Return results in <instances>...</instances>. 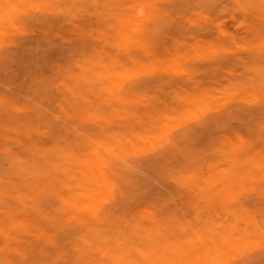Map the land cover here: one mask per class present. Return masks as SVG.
Listing matches in <instances>:
<instances>
[{
    "label": "rangeland",
    "instance_id": "374dc122",
    "mask_svg": "<svg viewBox=\"0 0 264 264\" xmlns=\"http://www.w3.org/2000/svg\"><path fill=\"white\" fill-rule=\"evenodd\" d=\"M98 1L54 12L40 2L0 37V183L39 178L50 193L21 216L36 215V228L53 235L0 233V262L7 254L21 264H64L61 255L86 248L91 237L69 219L80 211L64 197L79 199L67 190L79 181L73 156L102 153L114 158L126 191L111 204L116 221L163 213L165 248L182 253L208 221L226 219L252 235L232 249L230 264H264V3ZM95 63L119 70L86 79ZM49 215L56 219L42 220ZM3 216L0 224L13 223Z\"/></svg>",
    "mask_w": 264,
    "mask_h": 264
},
{
    "label": "bare ground",
    "instance_id": "6f19581e",
    "mask_svg": "<svg viewBox=\"0 0 264 264\" xmlns=\"http://www.w3.org/2000/svg\"><path fill=\"white\" fill-rule=\"evenodd\" d=\"M88 1L89 0H0V37H1V35L4 34V32H7L8 31V30L6 31V29H8L10 27H13L16 22L17 23L19 22V20L22 18V15L25 14V13H27V9L28 8H30V7L33 8V5H38V4H40V2H43L42 4L46 8H51V11L50 12H52L53 11L52 8L53 9L60 10L62 8H65V7L67 8L68 7V9H70V7L68 5L69 3H71L73 5H75V4L76 5L77 4H79V5L80 4H83L81 6V8L82 7L84 8L85 3L88 2ZM93 1L95 3V1H98V0H91V1H89V3L90 2H93ZM100 1H102V0H100ZM100 1H98V4L100 3ZM103 1L105 2V0H103ZM108 1H106L105 3H107ZM147 1H149V0H147ZM104 2H102L100 4L105 6ZM135 2H136V0H135ZM111 3H113V2L110 1V3H108L107 6L112 5ZM262 3H264L263 0H262ZM88 4H87V6H88ZM100 4L98 5V7L101 6ZM115 4H116V2H115ZM76 5L74 7H76ZM256 5L257 4L253 5V8ZM259 5H261V4L259 3ZM71 7H73V6L71 5ZM110 8H108V9H110ZM94 9H96V7ZM140 9H139V12L141 11ZM45 10L43 12L44 13H48V12H45ZM116 10H119V9L116 8ZM50 12H49V14H50ZM126 13H125V16H126ZM141 13H143V12H141ZM114 14H115V12H114ZM123 14H124V12H123ZM132 15H131V17H132ZM141 15L138 14V17H140ZM114 17H116V16H114ZM142 17H145V15L142 16ZM126 18L127 17H124L123 18V21ZM133 19L135 20L134 17H133ZM139 20H141V19L139 18ZM136 22H138L137 26H136V24H134L132 22L134 24V26H133L134 29L137 28L138 25L141 24V22L139 24V21H137V20H136ZM126 23H127V21H126ZM119 24H120V22H119ZM123 24H124V22H123ZM120 28L123 29L122 27H120ZM126 28H129V27H126ZM139 30H140V28H139ZM130 31H132V30H130ZM110 33H112V32L110 31ZM5 34H7V33H5ZM121 34H123V33H121ZM124 34H127V33H124ZM99 35H100V33H99ZM132 36H134V34ZM101 37L102 36H100V38ZM130 37H131V35H130ZM130 37H129V39H130ZM98 38L99 37H97V39ZM124 38H125V36L122 39H124ZM131 39H132V37H131ZM108 40H109V38H108ZM136 40L137 39L133 40V42L136 41ZM117 41H119V39H117ZM127 41H130V40H128V38H127ZM95 42H96V40H95ZM133 42H130V43H132V45H133ZM138 42H139V40H138ZM93 43H94V41H93ZM125 43L126 42H124V44ZM97 44H99V43L97 42ZM115 44L117 45L116 42H115ZM121 44H122V42H121ZM127 45H128V42H127ZM93 47H94V45H93ZM119 66L122 67V64L119 65ZM100 67H101L100 64H97V63L93 64V66H91V68H90V65H89L86 68V70H85V73H84L85 75L84 74L83 75L85 76L86 79L87 78H91V77L93 78V76L96 77V78H99L101 75H104V76L107 75V74H108V76H110L109 74L114 75L116 73V71H117L116 68L118 66L116 68L115 67L114 68H111L108 65V68L110 67L111 69H108L106 66H105L106 68L105 67L100 68ZM103 68H105V70ZM117 69L119 70V67ZM9 109H10L9 111H11V107ZM13 110H15V109H13ZM17 110L21 111L20 109H17ZM16 115H18V114H16ZM29 118L31 119V117H29ZM97 118H98V116H97ZM23 126H25V125L23 124ZM101 154L97 153L96 155H94L92 157H88V158H81V157H74L73 156V158H74V160H73L74 165H72V163L69 162L71 164V167H72L71 168V171L73 170V173H74V179H75V181H77L76 180L77 177H78L79 181L75 182V184H73V186L71 184L70 185V189H67V190L69 191V193H70V191L72 193H75V194L77 193L79 195V199H71V197L68 198V199H67V197H64V198H65L66 203L69 205V207L72 210L74 208V209H76V210L78 209L80 211V213H78L77 216L73 217V220H72L71 216H70L69 219H71V221H77V224L80 225L78 227H82V230H84L83 236L85 238L86 237L87 238H90L91 237V239H89L90 240L89 244L87 246L85 245L86 246L85 249L84 248L81 249V247L78 246L77 249L75 250V252L73 254H68L67 256L61 255V260H62V262H64V264H230V261H231V257L230 256H232V251L234 250V248L237 247V245L239 243L241 244V242L245 241L247 238H248V240H250L249 237L252 236V235L248 236L250 234V232L246 233L244 231V230H247V228L245 229L243 227L244 228V230H243L242 227H241V224H239L240 225L239 226L236 222L229 228V225L227 224V220L226 219H225V221L222 220V222H221V220L219 221L218 220L219 218H217V220H214L212 222H215V224H218V225H215V224L214 225L213 224L210 225V221L211 220L208 221L207 222L208 223L207 224L208 226L206 227V229L209 232L205 228L201 227V229H204V231L206 230L207 233H205L206 231L204 232L203 230L200 232V230H201L200 229L198 231L199 232L198 233L199 234L198 235L199 238L196 239L195 241L191 242L189 248L185 249V251H183L181 253V252H178L179 249H181L178 246L175 247V246L170 245V247L165 248L166 243L164 242L165 241L164 240L165 239L164 238L165 233H164L163 217H162L163 213H161L160 216H158L159 213H157V211H156L157 215L155 213L154 214L153 213L150 214L147 211L148 216L146 215L147 216L146 217L147 219H146L145 222H142L141 220L139 221V220H136L135 219L133 221L132 220L131 221H127L126 220L127 223L123 224L124 223V220L123 219H122L123 221L121 220L123 223H121V221H119V222L116 221L114 219V217H113V215L115 214V209H113L114 207H112L111 204H113V203L116 204V202H118L119 199L125 200L122 197L125 196V192L126 191L121 186V183L119 182L122 179V178L120 179V176H122V175L115 168V166H116L115 163L116 162H114L115 160L113 161L114 158L112 159V156L104 157L105 155L102 156L103 154L102 155ZM67 161H70V159L67 158ZM128 166H129V164H128ZM119 169H120V167H119ZM8 180H10V178ZM17 180L19 181V179H17ZM37 180L39 181L40 179L39 178H28L25 181H23L22 185L20 183L21 180L19 181L18 184H17V181H16L15 185H10V184L7 185V182L9 183V181L6 182V185L0 183V222L2 221L1 218L4 217L3 215H6L8 217H10L12 215V221L11 222H13V223L5 226V224H8V223L7 222L4 223V221H3L4 224L3 223L0 224V233L1 234H3L4 232H5L4 234H7L6 231L9 232L11 230H14L16 232H18L19 230H21V233H22V231H23V233H25V235L27 233V237L28 238L29 237L30 238H34V239H42V238H45L46 240H51V238H52L53 235H51L50 233H48V231H44L42 233L39 231L40 230V227H39V224H40L39 223V221H40L39 219L40 218L37 219L36 218L37 217L36 215H32V216H34V218L29 219L30 220L29 221L27 219L26 220H23L24 218L22 216H24V215L21 216V212H27V210H28V212L31 209H35L37 211L38 210V206H39L37 197H40L45 192L49 191V190L44 189L43 186L42 187L38 186V183L35 182ZM33 182H35L37 184V186H34V187L31 186L33 184ZM121 182L124 183V181H121ZM49 193H50V191H49ZM62 195L65 196L64 193ZM14 206H18V207L17 208H14ZM112 209L114 211H112ZM111 213H114V214L111 215ZM14 214H18L20 217H22V218H18V219H21V220H18L16 218V215L13 216ZM31 214H29V216ZM43 215H45V214H43ZM14 217L16 219H13ZM39 217H41V216H39ZM4 218H6V217H4ZM9 219L10 218H8L6 220H9ZM43 219L44 220L46 219V221H48V220H54L56 218L55 217H50V215H49V218L47 216V218H42V220ZM204 223H206V222H204ZM204 223H202V226L203 225H206ZM37 225L39 227V230L36 228ZM200 225H201V223H200ZM75 229H77L76 226H75ZM1 234H0V236H1ZM21 237H20V239H21ZM16 238H18V237H16ZM250 238H252V237H250ZM17 240L19 241V238ZM37 241H39V240H37ZM42 241H43V239H42ZM41 242H40V244H41ZM14 243H15V239H14ZM29 244L31 245V243H29ZM43 244H45V243H43ZM51 244H56V243L55 242L53 243L51 241ZM243 244L244 243H242V245ZM46 245H47V243H46ZM83 245H81V246H83ZM96 245L98 246L97 248H96ZM4 247H6V246H4ZM48 247H49V245H48ZM238 247H239V245H238ZM2 248H3V246H2ZM8 250H10V249H8ZM19 250L21 251L23 249H20L19 248ZM19 250L17 249L16 252H18ZM16 252L13 251L11 253V251H10V254H13V256L16 257ZM23 252H25V251L23 250ZM247 252H249V251H247ZM5 253H8L7 249H6V252ZM65 253H67V252H65ZM20 254H22V253H20ZM25 254H26V252H25ZM239 254H241V253H239ZM79 255H82L85 258L83 259V257H82V259H81ZM5 256H6V258L4 257L5 260L2 263L0 262V264H14L15 262H17L18 264H21V263H19V261H15V262L13 261L14 262L13 263L12 262V259H11V256L12 255L11 256L10 255L7 256V254H6ZM167 256H168V258L166 259ZM18 257H20V256H18ZM26 257H27V255H26ZM31 257H33V256H31ZM37 257H40V258L42 257L43 258L44 256L41 255V256H37ZM56 257H58V256H56ZM1 258H2V256L0 257V259ZM30 262L31 261H27L28 264H31Z\"/></svg>",
    "mask_w": 264,
    "mask_h": 264
}]
</instances>
